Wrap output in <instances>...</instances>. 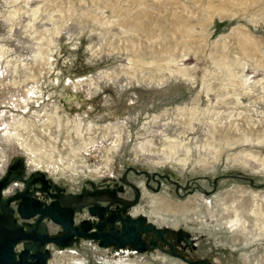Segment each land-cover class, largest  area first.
<instances>
[{
  "label": "rangeland",
  "instance_id": "obj_1",
  "mask_svg": "<svg viewBox=\"0 0 264 264\" xmlns=\"http://www.w3.org/2000/svg\"><path fill=\"white\" fill-rule=\"evenodd\" d=\"M5 129L20 139L0 135V170L22 157L70 191L126 166L191 181L142 188L135 211L191 234L190 259L264 264V0H0ZM95 244L52 247L50 264L120 258Z\"/></svg>",
  "mask_w": 264,
  "mask_h": 264
},
{
  "label": "water",
  "instance_id": "obj_2",
  "mask_svg": "<svg viewBox=\"0 0 264 264\" xmlns=\"http://www.w3.org/2000/svg\"><path fill=\"white\" fill-rule=\"evenodd\" d=\"M14 179L23 181L24 186L5 197L3 191ZM67 190L64 184L54 182L42 171H35L28 177H24L23 167L17 172L14 168L7 171L0 179V264H49L52 247L79 246L82 240L94 241L103 248L145 252L149 248L142 240V233L151 231L162 239L165 233L179 231L188 235L189 242L195 239L184 228L176 229L170 225L161 228L156 221L149 220L148 215L132 218L126 213L138 202L140 190L136 200L129 205H124L121 198H113L118 196L114 189L113 197L88 199V194L106 195V192L99 189L69 198ZM38 192L47 194L46 199L39 198ZM113 207L119 210L116 212ZM83 214L86 216L80 219ZM54 226L60 227L59 230ZM169 254L188 264H214L208 258L193 260L175 251Z\"/></svg>",
  "mask_w": 264,
  "mask_h": 264
},
{
  "label": "flooded vegetation",
  "instance_id": "obj_3",
  "mask_svg": "<svg viewBox=\"0 0 264 264\" xmlns=\"http://www.w3.org/2000/svg\"><path fill=\"white\" fill-rule=\"evenodd\" d=\"M12 158L9 161L8 167H7V171L10 168H14L15 172H17L21 167L24 168V177L26 176H30L32 174V172H29V169L27 167V164L25 162V160L22 158ZM133 168H135V170H133ZM131 173L136 174L137 176H145V180H143L141 183L136 182L134 180H132L131 178ZM14 180H18V179H14ZM169 181L172 185H174L175 187V192L177 194H180V192L182 191L183 193H189L193 191V184L191 181L187 182V183H182L181 181L177 180L176 178H173L172 175L168 174V173H162L159 171H150L148 169H140V168H136L134 166H126L121 172L120 175L118 177V180H116V183H118V185L116 186H112L109 185V187L104 188L103 190L108 193V192H112V194L114 193L112 190L114 189L117 193L118 196H115L113 198L118 199V198H123V204L124 205H129L131 204V202H134L137 198V194L138 191L140 190V196L138 198V202L134 205H131L128 209L127 212L128 214H130L132 216V218H138L140 215L145 214L148 215L144 210L140 211V212H136L135 209L139 208L136 207L137 205H140V202L143 198V190L142 188H147L149 190H153V191H160L161 187L164 183V181ZM19 181V180H18ZM15 181H13L12 183H14ZM133 185H136L139 190H137L136 188H134ZM143 185V186H142ZM16 186H19V188L24 186V182L19 181L18 184H16ZM83 187V186H82ZM81 189H76L75 192L81 193V192H85L88 193V191H96L101 189L100 187L96 188H90V187H83ZM131 188V193L130 189ZM68 192H74V191H70L67 190ZM132 194V195H131ZM37 196L41 199H46L47 194L45 193H37ZM120 196V197H119ZM106 204V203H105ZM136 207V208H135ZM114 210H116V212L119 209H116V207H113ZM149 216V215H148ZM150 217V216H149ZM149 220L153 221L151 218H149ZM157 226H159L158 223H156ZM161 228H164V226H160ZM142 240L145 243V245L149 248V250L151 249H159L161 251H165V252H179V249L185 250L182 246L181 240H184L185 242H187L186 244H190V240L188 238V235L182 232H177L175 234H168L165 233L164 234V239L158 237L153 231H151V233H142ZM119 252V251H118ZM181 253V252H179Z\"/></svg>",
  "mask_w": 264,
  "mask_h": 264
},
{
  "label": "bare ground",
  "instance_id": "obj_4",
  "mask_svg": "<svg viewBox=\"0 0 264 264\" xmlns=\"http://www.w3.org/2000/svg\"><path fill=\"white\" fill-rule=\"evenodd\" d=\"M81 124V123H80ZM0 135H2V136H4V137H2V140H6V139H8V137H9V139H11L12 141H14V142H17L18 141V139H20L19 137H20V134L18 133V132H13V133H11V132H9L7 129H5L2 133H0ZM1 152H3V151H1L0 150V153ZM1 159V158H0ZM4 163V162H3ZM36 166V165H35ZM4 168V170L2 169V167H1V170H0V172H4L5 171V166L3 167ZM34 168V167H33ZM34 170H36V171H44V172H46L45 170H43V169H34ZM50 177V176H49ZM51 178V177H50ZM18 183V182H17ZM96 189H98V188H96ZM5 192V194L7 195V194H9L10 192H11V190H10V188H8L7 190H5L4 191ZM3 192V193H4ZM101 192V191H100ZM102 193V192H101ZM71 194V195H70ZM76 194H78V192H68V196H69V198H74L75 196H76ZM112 195H114V193L112 194V192H108V193H106V195H102V194H98V195H94V194H88V196H87V198L86 199H88V198H94V197H98V196H100V197H104V196H107V198H110V197H113ZM120 197V196H119ZM121 199L123 200V198L121 197ZM195 200V199H194ZM138 206H140V205H137L136 207H138ZM135 207V208H136ZM174 208H176L175 206H174ZM176 209H178V208H176ZM85 213H86V211H85ZM150 216V215H149ZM230 224H231V222H230ZM159 226H162L161 224H159ZM191 235V234H190ZM105 249H111V252H115V253H117L118 251H116L117 249L116 248H105ZM117 254H119V259L118 260H116L114 263H112V261H111V263L112 264H122V263H125L126 262V260L129 258V256H131V255H134V254H137V251H130L129 249H126V250H124L123 249V251H119ZM116 256V255H115ZM76 263L75 264H85V261H84V259H77L76 261H75ZM106 262H108L109 264H110V261H108V260H106ZM104 263V262H103ZM127 264V263H126Z\"/></svg>",
  "mask_w": 264,
  "mask_h": 264
},
{
  "label": "built area",
  "instance_id": "obj_5",
  "mask_svg": "<svg viewBox=\"0 0 264 264\" xmlns=\"http://www.w3.org/2000/svg\"><path fill=\"white\" fill-rule=\"evenodd\" d=\"M4 172H0V177L3 175ZM11 190V189H10Z\"/></svg>",
  "mask_w": 264,
  "mask_h": 264
}]
</instances>
